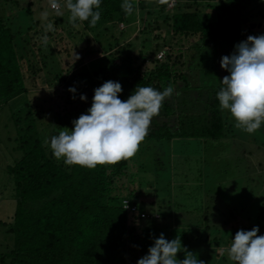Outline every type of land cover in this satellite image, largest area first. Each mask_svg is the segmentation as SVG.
<instances>
[{
  "label": "trees",
  "instance_id": "16d2710c",
  "mask_svg": "<svg viewBox=\"0 0 264 264\" xmlns=\"http://www.w3.org/2000/svg\"><path fill=\"white\" fill-rule=\"evenodd\" d=\"M7 1L12 4L0 7V109L7 105L15 131L14 137L9 138L13 159L6 163V171L17 204L12 221L5 222L13 245L0 252V264H137L161 233L169 241L179 236L182 247L189 251L201 246L206 249V233L214 213H197L206 221L203 223L197 222L192 212L193 216L181 224L179 235L174 236L169 219L181 217L176 213L181 209L171 204L169 216L164 217L162 205L152 202L153 206L142 198L144 182L139 188L134 180L124 179L130 166L138 167L136 177L140 180L149 178L141 174L146 173L141 160L153 146L161 150L162 146L169 148L181 143L177 140L191 137L217 147L218 140L228 135L230 115L221 112L216 98L221 77L216 81L211 74L221 72L225 50L234 51L235 45L249 35L264 34V13L258 21L248 22L251 0H168L165 4L158 0H131L134 11L126 15L121 8L123 0H101L99 21L94 27L88 21L81 24L87 40L75 47L74 28L67 22L66 7L62 8V15H57L47 3V8L43 6L36 13L32 2L21 6L18 0ZM257 1L264 6V0ZM60 2L63 5L64 0ZM41 9L49 12L46 21L40 16ZM233 12L236 15L230 17ZM48 22H53L55 31L48 32L52 40L44 46L39 37L45 35L43 26ZM114 30L119 31L118 37L101 44L106 34ZM129 31L135 32L134 38L128 46L122 45ZM66 38L76 51L87 54L101 47L100 53L109 65L100 73H92L82 60L65 61L64 56L71 59L73 55L71 49H65L67 54H63L59 48ZM129 46L135 48L126 51ZM184 49H193L189 61L184 59ZM71 72L73 79L69 83ZM202 79L211 81V91L197 90L206 87L197 85ZM108 80L122 85L121 100H127L137 86L163 91L171 84L180 95L174 92L165 99L134 157L94 169L57 161L43 143L51 137L39 128L37 113L28 98L30 90L37 88L38 81L49 89H58L60 83L66 82L67 95L63 97L71 103L65 113L70 125L72 111L86 113L94 89ZM77 84L83 86L81 91H68ZM73 95H86L87 100L77 103ZM61 123L66 126L65 121ZM58 126L63 127L60 123ZM58 130L53 134L58 135ZM201 161L206 165L210 160ZM198 186L201 188L202 184ZM124 199L137 210L125 207ZM142 212L151 215L144 218ZM189 212L185 210L182 215ZM155 214L168 222L162 224ZM228 215L239 217L229 212ZM259 218L264 220V202ZM177 257L183 260L184 252Z\"/></svg>",
  "mask_w": 264,
  "mask_h": 264
},
{
  "label": "rangeland",
  "instance_id": "374dc122",
  "mask_svg": "<svg viewBox=\"0 0 264 264\" xmlns=\"http://www.w3.org/2000/svg\"><path fill=\"white\" fill-rule=\"evenodd\" d=\"M18 1L21 6L27 2H32V8L36 13L43 6L47 8L48 3V0ZM172 3L169 7L173 5ZM10 4L12 2L7 0L0 1V7H7ZM247 10V16L250 18L248 22L258 21L264 13V6L257 0H251ZM46 11L47 9H41L40 16L42 17V13ZM233 15H236V12L229 14L230 17ZM43 21L46 20L43 19ZM83 31L82 26L73 29L74 46H81L87 40V37L82 34ZM129 32V36L124 42L122 41V45L128 46L131 44L135 32ZM45 34L48 35L49 40H52L50 33ZM89 35V38L92 37L90 33ZM118 35L119 31L116 30L107 33L101 44L113 40ZM66 40L64 44L59 43V48L63 54H67L65 49H71L73 55L70 57L71 59L64 56L65 61L75 62L77 61L75 60L76 56H79L78 60H82L84 66H87L92 73L95 70L100 73V69H104L109 65L108 59L100 53L102 51L100 50L101 47L98 46L97 52L93 50L91 54H87L84 50L76 51L71 46L72 42L68 38ZM134 48L129 46L126 51ZM184 50V59L189 61L193 49ZM232 53L233 50L228 48L223 56ZM220 70V75L211 74L215 77L213 80L219 81L220 77L222 80L228 73L222 68ZM72 73L68 76L69 83H72ZM197 85L206 86L197 89L198 91H202V89L208 91L213 86L209 79L198 80ZM57 88L49 89L48 85L42 87L38 81L37 88H32L28 95L34 107L33 109L37 113L39 128L49 137L54 135L53 133L57 129L62 131L65 127L71 129L70 125L73 126V124L67 125V119L65 118L66 111L71 107V103L66 100V97H63V95H67L66 82L60 83ZM75 88L76 91H81L83 86L77 84ZM209 93L206 92L207 95ZM74 100L77 103L80 102L79 97L75 96ZM71 114L70 118L74 120L78 119L81 114H85V111L76 110L72 111ZM9 115L7 105L0 109V252H4L13 245L12 236L8 233L5 222L12 221L17 204L13 183H11L6 171V163L13 159L10 156L12 142L9 141V138L14 137L15 134L13 122L9 119ZM62 121H65L66 126L61 123ZM59 123L63 125L62 128H59ZM230 123L228 135L218 140L217 147L212 146L211 142L206 144L200 138L191 137L183 140L179 139L177 141L181 143L172 144L169 148L162 146L161 150H155L152 145V150L145 152L142 155L143 160H141L143 162L142 168H146L144 169L146 173L141 172V174L145 178H149L146 181L140 180L138 176L136 177V172L139 171V169L137 170L138 167L130 166L126 172L129 179L126 176L124 179L125 181L134 180L135 187L139 188H141L140 183L144 182L142 185L144 189L142 198L146 199L151 205H153L152 202L156 206L158 204L162 205L164 217L169 216L167 210L170 209L171 204L181 209L179 212L176 210V213L181 214V217H176L175 220L169 219L172 223L171 227L174 226V236L179 235L181 224L192 217L193 213H195V220L203 223L206 221L197 213H200V211L214 213L210 218L211 228L206 233L209 236V240L206 241L208 246L206 249L199 246L198 250H190L197 255V259L205 261V264H233L228 260L226 252L222 254V250L230 245L232 237L238 230L248 231L260 224L258 225V235H264V226H262L264 220L259 218L261 206L264 202V125L257 132L248 134L235 128L234 120L230 119ZM260 143L263 145L260 146ZM249 151L251 154L248 153ZM13 154L15 156V153ZM204 159L210 161L204 165L201 161ZM215 161L218 163V168H216ZM199 184H202L201 188H198ZM206 189L214 196L209 197L210 193L208 194ZM185 210L190 211L188 215H182ZM228 212L239 217H236V219L235 217L231 218ZM155 217L161 219L159 214H155ZM160 221L163 222L162 224H166L168 219L162 218ZM204 244L205 242L201 243V245Z\"/></svg>",
  "mask_w": 264,
  "mask_h": 264
},
{
  "label": "clouds",
  "instance_id": "9594fccd",
  "mask_svg": "<svg viewBox=\"0 0 264 264\" xmlns=\"http://www.w3.org/2000/svg\"><path fill=\"white\" fill-rule=\"evenodd\" d=\"M167 2L158 0L160 4ZM48 4L57 15H62V8L66 7L67 22L74 29L85 21L94 27L101 16V0H64L63 5L60 0H48ZM121 8L126 15L134 11L131 0H123ZM47 17V11L42 13L44 20ZM43 29L44 33L55 31L53 22L46 23ZM39 40L47 46L49 37L45 34ZM79 58L76 56L75 60ZM220 66L229 73L220 81L216 94L221 112L229 113L235 128L248 134L257 132L264 125V34L249 35L236 44L231 55L221 58ZM68 91L74 94L76 88ZM122 91L119 82H104L94 89L91 107L72 121L71 129L65 127L58 135L51 136L50 141L44 139V145L57 161L63 160L67 166L94 169L97 165H115L134 157L149 133L153 118L159 116L165 99L171 98L175 89L171 84L163 91L137 86L127 100L119 98ZM175 95L180 93L175 92ZM80 99L86 101L87 96L81 95ZM258 232L259 226L248 231L238 230L222 254L226 252L233 264H264V235ZM181 251L185 255L183 260L177 258ZM137 264H205V261L182 247L179 236L169 241L161 233Z\"/></svg>",
  "mask_w": 264,
  "mask_h": 264
},
{
  "label": "built area",
  "instance_id": "2783aa9c",
  "mask_svg": "<svg viewBox=\"0 0 264 264\" xmlns=\"http://www.w3.org/2000/svg\"><path fill=\"white\" fill-rule=\"evenodd\" d=\"M161 56H162L161 54L158 55V57H161ZM126 201H127V204H126ZM123 204L127 208H130L132 210H137V207L135 205H131L128 199H124ZM141 216L144 218H148L150 214H148L147 212H142Z\"/></svg>",
  "mask_w": 264,
  "mask_h": 264
}]
</instances>
